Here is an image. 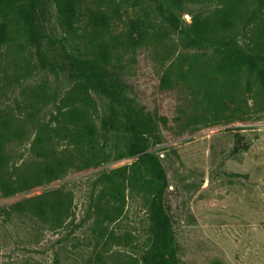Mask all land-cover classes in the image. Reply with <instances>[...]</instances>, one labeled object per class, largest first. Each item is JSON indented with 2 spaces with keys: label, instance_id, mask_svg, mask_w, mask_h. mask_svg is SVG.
I'll use <instances>...</instances> for the list:
<instances>
[{
  "label": "rangeland",
  "instance_id": "374dc122",
  "mask_svg": "<svg viewBox=\"0 0 264 264\" xmlns=\"http://www.w3.org/2000/svg\"><path fill=\"white\" fill-rule=\"evenodd\" d=\"M42 1L39 41L22 7L0 14V126L5 154L24 173L45 157L64 166L27 189H0V264H144L156 185L132 148L128 105L148 121L146 152L167 176L178 264H264V65L239 80H213L226 94L217 117L204 90L180 72L186 55L204 51L181 26L224 0H184L172 11L150 0H81L74 30L61 26L54 0ZM257 6L264 31V0H250L248 13ZM232 35L244 44L251 31ZM94 48L123 81L125 103L83 87L68 70L66 52ZM72 109L95 127L92 149L62 138L81 129L64 119ZM46 193L54 204L70 198L60 226L15 207Z\"/></svg>",
  "mask_w": 264,
  "mask_h": 264
},
{
  "label": "trees",
  "instance_id": "16d2710c",
  "mask_svg": "<svg viewBox=\"0 0 264 264\" xmlns=\"http://www.w3.org/2000/svg\"><path fill=\"white\" fill-rule=\"evenodd\" d=\"M20 1L0 0V14L4 16L8 11L22 7L30 33L39 41L42 34L38 14L42 9L43 1L27 0V4ZM54 2L61 26L74 30L81 15V0H54ZM150 2L165 5L172 11V9H180L184 0H150ZM249 8L250 0H224L223 5L215 11L205 16H194L191 24H185L180 28V33L187 36L193 46L204 50L202 53L186 55L185 61H180L181 65L188 64L186 71L180 66L181 75L183 77L191 75L194 78L195 83L204 90L205 100L216 117L220 115V110L222 112L226 94L225 90L217 86L213 80L222 82L233 77L239 80L243 72H251L252 66L264 65V31L259 23L262 21L263 13L260 6L248 13ZM171 14L176 19L174 13ZM169 22L174 24L172 19ZM239 28L251 31L249 41L244 44L232 35V32ZM127 42L131 43L130 40ZM101 49L94 48L93 53L66 52L69 60L67 68L83 87L97 90L114 103H125L124 83L110 69V63L104 60L106 55ZM111 53L115 54V51ZM116 56L119 58L117 51ZM262 87L264 88L263 85ZM63 115L64 119L70 120L72 124L81 122V129L76 137L63 135L62 138L68 140L67 144L73 143L81 149L82 143L86 142L92 149L95 146L92 140L96 134L93 124L89 120L84 121L83 113L79 109H72ZM123 116L131 136L132 148L135 153L142 154L143 161L150 164V175L156 185V192L150 204L154 226L152 243L143 256V263L178 264L173 219L164 201L167 176L157 156L146 152L148 146L145 135L148 133L149 123L130 105L127 106ZM6 140L7 137L0 126V189L5 194L10 195L17 190L38 185L45 177H58L63 170L64 163H54L50 157H45L42 162L35 163L39 169L24 173L20 170V166L11 163L9 156L5 154ZM51 195L46 193L25 199L16 203L15 207L18 211H30L41 220L60 226L69 211L70 198L63 196L54 204Z\"/></svg>",
  "mask_w": 264,
  "mask_h": 264
}]
</instances>
